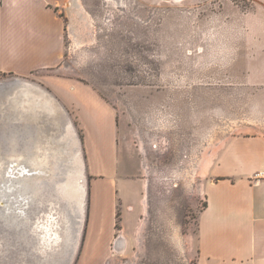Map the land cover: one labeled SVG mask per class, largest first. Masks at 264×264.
I'll return each instance as SVG.
<instances>
[{"label": "rangeland", "instance_id": "obj_1", "mask_svg": "<svg viewBox=\"0 0 264 264\" xmlns=\"http://www.w3.org/2000/svg\"><path fill=\"white\" fill-rule=\"evenodd\" d=\"M80 3L85 39L76 43L65 4L66 53L51 73L92 87L113 107L118 177L90 172L82 126L65 106L84 194L69 264H199L211 171L236 137L264 136V0ZM14 78L0 75V83ZM101 149L98 175L108 176L107 138ZM21 247L7 249L3 264H25Z\"/></svg>", "mask_w": 264, "mask_h": 264}, {"label": "crops", "instance_id": "obj_2", "mask_svg": "<svg viewBox=\"0 0 264 264\" xmlns=\"http://www.w3.org/2000/svg\"><path fill=\"white\" fill-rule=\"evenodd\" d=\"M67 1L0 0V75L35 79L47 100L53 95L71 108L84 132L90 172L115 183L116 112L92 87L51 73L66 53L61 12ZM106 138L112 169L100 176L101 142ZM211 173L199 215V264H264V136L236 137L222 165Z\"/></svg>", "mask_w": 264, "mask_h": 264}, {"label": "bare ground", "instance_id": "obj_3", "mask_svg": "<svg viewBox=\"0 0 264 264\" xmlns=\"http://www.w3.org/2000/svg\"><path fill=\"white\" fill-rule=\"evenodd\" d=\"M66 4L76 16L72 28L76 43L82 44L88 14L80 0ZM78 142L67 112L52 95L47 100L35 83L22 79L0 83V264L6 251L20 246L25 249V264L70 263L68 255L78 243L83 222ZM56 173L60 176L52 184L50 177ZM69 175L78 178V185L67 197ZM51 185H57L53 199L47 197ZM3 232L8 238L2 255Z\"/></svg>", "mask_w": 264, "mask_h": 264}, {"label": "water", "instance_id": "obj_4", "mask_svg": "<svg viewBox=\"0 0 264 264\" xmlns=\"http://www.w3.org/2000/svg\"><path fill=\"white\" fill-rule=\"evenodd\" d=\"M72 130V129H71ZM53 147H54V145H52ZM77 149V148H76ZM76 159H77V161H78V164H79V169L81 170L80 171V174L82 175V172H83V164H82V160H81V158H80V156H79V154L77 153V155H76ZM79 174V175H80ZM59 174H52V177H50V182L53 184V183H55L56 181H58L57 179L59 178ZM66 176V175H65ZM70 177H67V180L65 181V184L67 185L66 187H65V193H66V195H67V197H69L71 194H73V192H72V190H75V189H73V187H75L76 185H78V182H77V179L78 178H72L71 177V175H69ZM56 186L57 185H51V187L52 188H50V189H47V191L49 192V191H51L52 189H53V191H51V193H50V195L49 196H47V197H52V195L51 194H57V191L55 190V188H56ZM80 190H81V188H79ZM82 191H80L79 193H81ZM56 197V196H55ZM57 197H59V196H57ZM60 198V197H59ZM52 199H53V197H52ZM5 200H6V198H5ZM61 202V201H60ZM82 203L81 204H79V209H81L82 208ZM83 216V210H82V212L80 211V217H82ZM74 246H73V248H72V251H70V253H69V258H70V261H71V256L73 255V253H74Z\"/></svg>", "mask_w": 264, "mask_h": 264}]
</instances>
